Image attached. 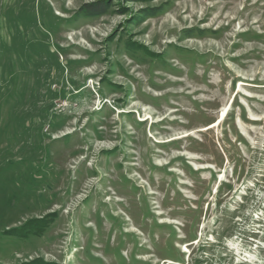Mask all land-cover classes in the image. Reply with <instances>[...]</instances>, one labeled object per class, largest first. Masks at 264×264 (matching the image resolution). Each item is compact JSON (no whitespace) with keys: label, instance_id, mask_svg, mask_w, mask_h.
Segmentation results:
<instances>
[{"label":"rangeland","instance_id":"rangeland-1","mask_svg":"<svg viewBox=\"0 0 264 264\" xmlns=\"http://www.w3.org/2000/svg\"><path fill=\"white\" fill-rule=\"evenodd\" d=\"M0 264H264V0H0Z\"/></svg>","mask_w":264,"mask_h":264},{"label":"trees","instance_id":"trees-1","mask_svg":"<svg viewBox=\"0 0 264 264\" xmlns=\"http://www.w3.org/2000/svg\"><path fill=\"white\" fill-rule=\"evenodd\" d=\"M108 10V6H105L103 3L88 4L83 8L86 16L90 17L105 15Z\"/></svg>","mask_w":264,"mask_h":264},{"label":"bare ground","instance_id":"bare-ground-1","mask_svg":"<svg viewBox=\"0 0 264 264\" xmlns=\"http://www.w3.org/2000/svg\"><path fill=\"white\" fill-rule=\"evenodd\" d=\"M228 111H229V108H228V106L225 108V110L223 111V113H222V115H221V117H220V119H219V123L222 121V120H224L225 119V117H226V115H227V113H228ZM217 124H214V126H216ZM214 126H211V127H214ZM205 130V129H204Z\"/></svg>","mask_w":264,"mask_h":264}]
</instances>
